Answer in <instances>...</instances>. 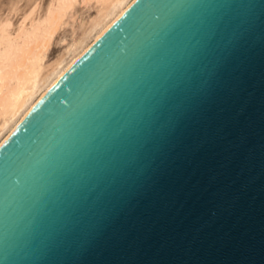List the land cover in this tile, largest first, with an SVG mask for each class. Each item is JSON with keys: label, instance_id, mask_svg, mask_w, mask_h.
<instances>
[{"label": "water", "instance_id": "water-1", "mask_svg": "<svg viewBox=\"0 0 264 264\" xmlns=\"http://www.w3.org/2000/svg\"><path fill=\"white\" fill-rule=\"evenodd\" d=\"M0 264H264V0H134L0 143Z\"/></svg>", "mask_w": 264, "mask_h": 264}, {"label": "bare ground", "instance_id": "bare-ground-1", "mask_svg": "<svg viewBox=\"0 0 264 264\" xmlns=\"http://www.w3.org/2000/svg\"><path fill=\"white\" fill-rule=\"evenodd\" d=\"M76 1L52 0L44 18L31 21L28 28L25 24L32 14L23 18L21 28L13 37L5 32L10 24L1 26L0 143L58 77L134 0H94L98 5L96 14L80 36L73 38L53 60L44 61L54 33ZM86 1L89 0H82Z\"/></svg>", "mask_w": 264, "mask_h": 264}, {"label": "rangeland", "instance_id": "rangeland-1", "mask_svg": "<svg viewBox=\"0 0 264 264\" xmlns=\"http://www.w3.org/2000/svg\"><path fill=\"white\" fill-rule=\"evenodd\" d=\"M91 1L82 2V0H78L73 4L65 16L63 24L54 33L45 53L44 61L53 60L73 38L80 36L90 19L96 14L98 5L94 0ZM51 2L52 0H0V30L3 24H10L5 32L13 37L21 28L23 18H28L32 14L25 24L28 28L31 21L45 17L44 14H46ZM32 9L35 10L31 11ZM28 13L30 14L28 15ZM1 33L2 31H0V35Z\"/></svg>", "mask_w": 264, "mask_h": 264}]
</instances>
